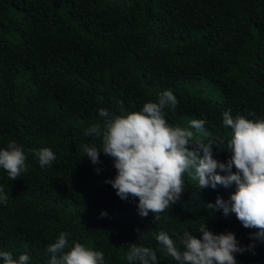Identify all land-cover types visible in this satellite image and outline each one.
Listing matches in <instances>:
<instances>
[{"label":"trees","instance_id":"obj_1","mask_svg":"<svg viewBox=\"0 0 264 264\" xmlns=\"http://www.w3.org/2000/svg\"><path fill=\"white\" fill-rule=\"evenodd\" d=\"M164 90L179 101L164 110L169 124L204 120L197 137L223 140L213 158L226 163L232 130L223 112L264 118V0H0V149L14 141L27 167L14 181L0 168V251L47 264V245L65 232L70 246L103 252L105 264H129L130 243L153 249L156 264H176L153 234L200 238L206 223L242 246L255 243L235 254L237 264H264L255 229L205 207L227 200L235 184L199 189L185 173L180 200L155 222L138 214V198L122 200L105 182L117 174L113 158L101 151L94 165L82 156V144L101 147L84 136L102 123L99 108L126 115ZM41 148L55 153L51 166L33 155Z\"/></svg>","mask_w":264,"mask_h":264},{"label":"clouds","instance_id":"obj_2","mask_svg":"<svg viewBox=\"0 0 264 264\" xmlns=\"http://www.w3.org/2000/svg\"><path fill=\"white\" fill-rule=\"evenodd\" d=\"M102 100L103 97H98V103ZM178 103L170 90H164L156 102H146L140 111L126 115L99 108L102 123L91 125L84 136L100 139L101 147L82 144V156H87L94 165L100 162L101 151L113 158L117 174L105 182L111 184L122 200L130 196L138 198V214L147 217L151 212L155 222L180 200L185 173L198 181L199 189H216L218 185L229 188L235 184V191L227 200L217 196L214 204L207 203L205 207L213 212L222 210L225 216L235 214L245 228L256 230L251 235L253 241L264 242V118L247 119L239 114L233 118L230 110L223 112V126L232 130L224 148L230 158L224 163L213 158V146L220 148L223 140L209 139L205 143L197 137L204 128V120H191L190 128L169 124L164 110H174ZM249 116L255 113L250 112ZM32 152L41 168L56 160L49 148ZM25 161L23 148L14 141L0 149V168L7 172L9 180L14 181L27 171ZM6 199L7 194L0 195V202ZM197 233L202 236L197 238L196 234L184 231L177 242L160 231L153 234V239L161 253L176 264H237L236 253L255 247V243L240 245L232 232L214 234L206 223L200 225ZM67 235L61 232L47 245V264H105L103 252L76 242L70 246ZM126 259L129 264H156L157 255L149 247L130 243ZM0 260L3 264H29L30 257L20 254L17 259L10 251H0Z\"/></svg>","mask_w":264,"mask_h":264}]
</instances>
